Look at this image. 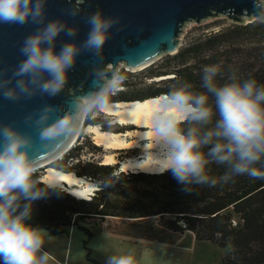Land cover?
Masks as SVG:
<instances>
[{"label":"clouds","instance_id":"1","mask_svg":"<svg viewBox=\"0 0 264 264\" xmlns=\"http://www.w3.org/2000/svg\"><path fill=\"white\" fill-rule=\"evenodd\" d=\"M84 2L76 0L73 16L80 12ZM46 4L47 0H0V24L43 25L25 38L21 48L25 59L13 77L0 79V91L7 99L31 98L37 93L60 94L68 84L69 71L78 56L84 51L101 55L110 39V30L119 23V18L106 17L102 10H97L87 19L90 30L83 44L65 43L58 52L57 38L61 33L75 37L79 29L69 27L62 20L45 23ZM220 71L218 64L203 68L200 87L204 91H196L193 84L182 82L152 101L155 106L152 131L163 157L158 159L162 161L159 171L170 170L186 186L185 190L190 191L192 185H214L216 180L208 175L212 163L227 166L222 177L225 181L237 175L264 177L261 170L264 169V85L254 79L239 81L234 76L219 85L216 77ZM96 75L102 86L76 98L78 109L69 110L50 125L48 121L56 108L47 106L41 110L36 123L42 126V138H61L90 114L106 109L122 77L113 75L105 79L100 72ZM0 137L3 141L0 144V264H50L52 257L44 251L46 231L28 221L34 202L46 196L47 189L60 187H39L37 162L30 152L31 137L12 125L0 128ZM106 264H138V261L129 252L109 256Z\"/></svg>","mask_w":264,"mask_h":264},{"label":"trees","instance_id":"2","mask_svg":"<svg viewBox=\"0 0 264 264\" xmlns=\"http://www.w3.org/2000/svg\"><path fill=\"white\" fill-rule=\"evenodd\" d=\"M215 23L218 29L191 34L178 53L167 55L160 64L148 69L139 82L132 81L128 72H120V84L132 86L165 77L147 85L137 100L160 96L172 85L182 82L193 84L196 91H204L200 87L203 68L218 64L221 71L216 82L219 85L229 82L233 76L239 81L254 79L264 85V22L228 26ZM119 94L125 93L120 91ZM113 98L111 101L123 100ZM86 121L101 124L95 119ZM84 150L99 154L102 147L87 139L73 147L53 167L98 181L100 189L91 199L77 198L61 187L47 189L48 194L34 202L28 223L45 229L50 236L63 234L73 226L92 236L90 229L80 225L92 217L102 221L110 217H156L164 229L192 232L199 242L228 248L220 264H264V177L237 175L225 181L222 177L227 166L212 163L208 166V175L216 183L192 185L189 191L170 170L163 173L120 171L118 163L105 165L101 160L84 161ZM42 176L43 172L37 171L39 181ZM45 186L40 181L39 187Z\"/></svg>","mask_w":264,"mask_h":264},{"label":"water","instance_id":"3","mask_svg":"<svg viewBox=\"0 0 264 264\" xmlns=\"http://www.w3.org/2000/svg\"><path fill=\"white\" fill-rule=\"evenodd\" d=\"M75 6L76 0H47L45 23L62 20L69 27L79 29L75 37L61 33L57 38V51L69 42L82 45L90 30L88 17L102 10L106 17L119 18V23L110 30V39L101 55L97 56L92 51L82 52L69 71L68 84L56 96L37 93L31 98L10 100L0 91V128L12 125L32 138L30 152L37 166L48 162L52 164L55 162L53 159L67 154L85 122L84 118L74 130L61 138L44 139L41 136L42 126L36 123L42 115L41 110L47 106L56 108L48 121L50 125L69 110L78 109L76 98L102 86L97 72L103 78L111 79L113 75L119 76L121 64L129 70H144L158 59L178 53L180 36L184 28H188V23L200 24L211 18H226L239 25L264 22V0H85L80 12L73 16L71 11ZM40 27L43 25L34 22L0 24V79L13 77L18 65L25 59L21 54L25 38ZM2 142L0 137V144Z\"/></svg>","mask_w":264,"mask_h":264},{"label":"rangeland","instance_id":"4","mask_svg":"<svg viewBox=\"0 0 264 264\" xmlns=\"http://www.w3.org/2000/svg\"><path fill=\"white\" fill-rule=\"evenodd\" d=\"M215 22L220 23L221 26L233 24L226 18H211L200 24L188 23V28H184L180 36V49L186 44L191 34L218 29V27H214ZM166 57L167 55L158 59L144 70H129L121 64L119 75L122 71L128 72L132 81L139 82L148 69L160 64ZM152 81H158V79L144 81L140 84L133 83L132 86L120 84L119 89L110 96L109 101L114 99L113 97L137 100L136 97L140 96L144 92V88ZM120 91L125 94H119ZM113 118L102 111L90 114L85 118L83 128L73 147L85 143L87 139H91L95 145L100 146L94 135L87 131L89 126L87 119L98 120L101 124L91 125L98 126L99 129L101 128L100 130L115 133H126L137 128L134 125L112 124ZM100 147H102V151L99 154L84 150L82 159L84 161L101 160L103 163L105 155L113 153L119 161H124L130 156H140L143 151L140 147L116 150ZM55 162L51 164L52 167ZM39 172H44V169ZM61 189L65 190L62 187ZM80 225L90 229L93 235L90 236L78 226L69 227L65 233L57 236H50L44 229L46 231L44 233V251L50 253L52 257L50 264H106L109 256L129 252L136 256L138 264H220L221 259L228 252V248H221L216 243L197 241L192 232H173L164 229L159 224V218L156 217L140 219L110 217L105 221L92 217L81 222Z\"/></svg>","mask_w":264,"mask_h":264},{"label":"bare ground","instance_id":"5","mask_svg":"<svg viewBox=\"0 0 264 264\" xmlns=\"http://www.w3.org/2000/svg\"><path fill=\"white\" fill-rule=\"evenodd\" d=\"M162 78L165 77L157 79L159 80ZM154 98L155 97H150L145 100L131 101H109L106 109L102 111L114 117L112 124H120L122 126L134 125L137 127L134 128V130H130L126 133H115L100 130L101 128L99 129L98 126L89 124L87 129L88 133L94 135L98 145L104 146L108 150L131 149L136 147H140L143 150L140 156H130L124 161H119L115 157V154L108 153L103 160L104 164L114 165L118 163L121 166V171L145 173L164 172L159 171L162 167V161L158 160L163 158L162 149L156 145V135L152 131V119L155 110L152 101ZM82 128L83 126L81 129ZM79 133L77 135H80ZM64 156L65 154L60 155L53 160L57 162ZM42 169H44V172L40 181L45 185H58L77 198L88 199L97 190L95 181L53 168L50 162L39 165L37 171Z\"/></svg>","mask_w":264,"mask_h":264},{"label":"built area","instance_id":"6","mask_svg":"<svg viewBox=\"0 0 264 264\" xmlns=\"http://www.w3.org/2000/svg\"><path fill=\"white\" fill-rule=\"evenodd\" d=\"M119 77H120V75H119ZM95 182H96V185H97V190H99L100 189V182H98V181H95ZM94 194H92L88 199H91ZM234 225H237V222L236 221H234Z\"/></svg>","mask_w":264,"mask_h":264}]
</instances>
